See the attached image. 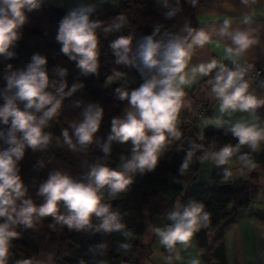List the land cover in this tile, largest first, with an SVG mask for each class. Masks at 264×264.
<instances>
[{
  "label": "trees",
  "instance_id": "obj_1",
  "mask_svg": "<svg viewBox=\"0 0 264 264\" xmlns=\"http://www.w3.org/2000/svg\"><path fill=\"white\" fill-rule=\"evenodd\" d=\"M202 2L203 0H196L195 6H192L189 0H127L115 11L92 10L89 20L99 22L95 29L98 39V68L94 74L82 73L76 66L77 62L61 52L62 45L56 37L60 22L70 13L68 10L52 7L42 0H38V6L31 11L27 7L23 10L25 23L18 29V39L10 48L15 55L12 58L0 56V106L4 103L7 65H12L11 71L26 69L35 54L46 57L45 67L50 79L48 91L61 101L56 115L42 129L50 137L48 144L36 150L26 147L24 158L18 163L19 174L27 189L25 199H31L37 207L43 204L44 197L39 195V188L55 172L66 174L78 182L88 183V173L93 166L104 165L123 171V163L132 156L131 141H112L107 155L103 152L102 145L107 142L111 133L113 118L119 117L128 107L126 100L119 99L116 89L130 92L144 82V77L137 66L116 63L111 42L120 36L131 37L132 52L135 54L139 44L148 35H153L155 40L164 43L174 36L188 37L186 26L192 31L195 29V11ZM174 8H179V11L175 16L167 18V13ZM116 24L121 27L116 29ZM224 66L233 71L241 70L243 75L247 69L236 64ZM61 69L66 70L63 76L60 75ZM218 71L219 67L213 69L204 81L213 85ZM117 72L122 74L119 78H115ZM109 77L113 79L109 80ZM62 83L67 87L64 93H58L57 89ZM73 85L77 86L76 91L67 95ZM18 106L23 109V102L19 101ZM89 106L93 110L97 107L102 109L103 116L94 142L84 147L77 143L73 125L84 120V113ZM199 110H195L190 116H184L183 120L189 122L190 126H177L181 136L178 140L173 138V155L169 160H158L157 166L151 171L131 173L132 183L122 192L111 194L107 186L100 190L102 204L114 203L110 206V211L118 215L119 222L124 226L120 231L105 232L99 227L101 219L95 215L91 226L80 230L69 229L52 216H34L31 227L22 223L11 225L10 230L16 231L17 237L9 242L6 264H18L22 260L33 262L40 252L49 255L52 264H140L138 257L145 249L142 244L143 214L149 198L157 190L168 187L167 179L170 175L186 186L191 185L203 160L225 145L235 147L238 143L224 132L208 131L203 134V140L199 139V119L196 113ZM209 114L210 112L206 117ZM36 115L39 117L42 112ZM9 127L10 123H0V133H3L0 137V150L7 147L5 139ZM65 129L68 130L75 150L65 143ZM192 141L203 147L193 151L188 168L181 175L178 170L186 159ZM245 154L249 159L247 164L264 168V145L261 143L256 151H252L247 145L241 146L228 162H243L240 156ZM254 179L250 175L249 179L235 180L230 170L214 171L207 177V185L181 195L179 208L171 209L168 216L173 211H183L191 202L203 204L204 211L210 214L207 227L200 228L205 236L219 229L238 210L246 208L253 201L257 193ZM175 189L178 194L179 188ZM19 203L18 201L17 207ZM58 214H68L63 202L59 204ZM168 216L166 228L173 223ZM4 221L5 218H0V223ZM125 232H131L132 235L126 237Z\"/></svg>",
  "mask_w": 264,
  "mask_h": 264
},
{
  "label": "clouds",
  "instance_id": "obj_2",
  "mask_svg": "<svg viewBox=\"0 0 264 264\" xmlns=\"http://www.w3.org/2000/svg\"><path fill=\"white\" fill-rule=\"evenodd\" d=\"M189 2L192 6L196 4V0ZM37 6L38 0H0V56L12 58L15 55L10 48L18 39V29L25 23L23 10L27 7L31 11ZM91 11L92 8L89 6L72 10L60 22L56 37L62 45L61 52L76 61V66L84 74H94L98 68V39L95 29L99 22L89 20ZM177 11L179 8L171 9L167 13V18L175 16ZM230 23V20H224L220 35H229L235 45V48L225 49L227 55L239 56L253 40L247 32L229 33ZM120 27V24L115 25L116 29ZM186 30L191 37L190 43L188 37L174 36L164 43L155 40L153 35H148L139 44L135 54L132 52L131 37L120 36L111 42L110 47L116 57V63L140 68L144 82L130 92L116 89L119 99L128 102V110L123 118H113L111 133L107 142L102 145V150L107 155L112 141L120 143L131 141L133 146L131 159L123 163V171L104 165L93 166L88 173V183L78 182L61 172L51 174L39 188V195L44 197V203L39 207L31 199L24 198L27 189L19 174L18 163L24 158L26 147L36 150L48 144L50 137L43 133L42 129L56 115L61 101L48 91L50 79L45 67L46 57L33 55L31 62L23 70L11 71L12 65H7L8 73L4 77L6 80L4 103L0 106V123L4 125L10 123L5 139L7 147L0 150V218H5V221L0 223V264H6L9 242L17 237V232L10 230L11 225L22 223L31 227L34 216H52L69 229L77 230L90 227L93 215L101 219L99 227L105 232L120 231L124 227L119 222L118 215L110 211V206L101 203L100 190L105 186L109 188L111 194L126 190L132 183L131 173L153 170L169 138L180 139L177 120L185 95L183 86L190 84L192 79L185 74L187 61L194 46L202 47L210 40L209 33L203 29L194 35L187 26ZM217 66L218 62L212 60L207 64H200L192 69V72L206 76ZM65 71L61 69L60 75L63 76ZM121 75L117 72L115 78ZM111 79L113 77H109V80ZM65 87L67 85L62 83L57 92L64 93ZM76 87L73 85L67 95L75 92ZM247 90L248 84L243 81L241 70L233 71L222 64L219 65L212 91L219 100L221 114L254 111L258 106L264 105V100L246 94ZM18 101L23 102V109L18 106ZM41 112L42 115L37 117L36 113ZM102 116V109L97 107L93 110L92 106H89L84 113V120L78 125H73L79 145L86 147L94 142ZM225 123L222 118L215 120L217 128L223 127ZM227 131L238 139V143L235 147L225 145L211 153V159L217 165L226 164L241 146L247 145L252 151H256L260 142L264 141V127L256 123L238 121L230 124ZM18 133L20 135H17ZM2 136L3 133H0V137ZM63 136L69 148L75 150L67 129L63 131ZM198 138L203 140V134H199ZM202 147L195 141L191 142L186 159L178 170L181 175L188 168L193 151ZM240 160L249 163L247 154L240 156ZM60 202H63L67 209V215L58 214ZM209 216L210 214L204 211L203 204L191 202L183 211L171 212L168 219L173 223L165 229L157 228L155 232L160 238V243L168 250L175 248L178 243L188 246L194 234L201 227H207ZM124 235L130 237L132 233L125 232ZM123 247L127 248L128 245ZM18 264L32 262L22 260L18 261ZM192 264L198 262L193 261Z\"/></svg>",
  "mask_w": 264,
  "mask_h": 264
},
{
  "label": "crops",
  "instance_id": "obj_3",
  "mask_svg": "<svg viewBox=\"0 0 264 264\" xmlns=\"http://www.w3.org/2000/svg\"><path fill=\"white\" fill-rule=\"evenodd\" d=\"M48 5L63 8L71 12L81 7L89 6L92 10L115 11L127 0H42ZM225 19L230 20L229 33L247 32L253 43L239 56L229 57L227 47L235 48L229 35H220V28ZM195 32L203 29L210 35L208 43L194 46L190 59L187 61L185 74L192 78L191 83L183 86L185 95L179 112L177 126L184 116H190L195 110H209L208 117L197 122V130L201 134L208 131L224 132L236 141L230 131V124L238 121L256 123L264 127V105L254 111H236L221 114L219 100L212 91L213 85L207 84L206 76L192 69L200 64L216 60L219 65L236 64L239 67L264 66V0H203L195 11ZM188 42L191 37L188 36ZM257 99L264 100V77L248 87L247 93ZM19 103V102H18ZM128 107L119 115L123 118ZM222 118L226 123L217 128L215 120ZM264 145V141L260 142ZM167 146L174 147L173 138H169ZM164 157L163 150L159 159ZM241 162V161H239ZM230 170L235 180L249 179L254 176V186L257 193L246 208L238 210L219 229L205 234L200 229L191 239L188 246L177 244L172 250L166 249L156 234L155 229L166 228V218L171 209L180 205L181 195L188 194L190 187L207 185V177L214 171ZM168 187L159 189L148 200V206L143 214L144 234L142 244L145 249L138 261L140 264H264V170L262 166H250L245 163L217 165L211 155L202 161L200 171L193 183L186 186L174 176H168ZM179 188L178 194L176 189ZM32 264H52V258L46 253H38Z\"/></svg>",
  "mask_w": 264,
  "mask_h": 264
},
{
  "label": "built area",
  "instance_id": "obj_4",
  "mask_svg": "<svg viewBox=\"0 0 264 264\" xmlns=\"http://www.w3.org/2000/svg\"><path fill=\"white\" fill-rule=\"evenodd\" d=\"M264 77V66H249L246 69L245 74L243 75V81L247 82L248 87L251 86L252 84H254L255 82H257L258 79ZM210 111H202L199 110L197 111V119H203L204 117H206V115L209 113ZM178 126H190L189 122H187L186 120H182L181 123ZM163 153H164V157L162 159L159 160H169L172 155H173V148L170 146H165L163 149Z\"/></svg>",
  "mask_w": 264,
  "mask_h": 264
},
{
  "label": "rangeland",
  "instance_id": "obj_5",
  "mask_svg": "<svg viewBox=\"0 0 264 264\" xmlns=\"http://www.w3.org/2000/svg\"><path fill=\"white\" fill-rule=\"evenodd\" d=\"M19 102V101H18ZM17 102V103H18ZM229 165L230 164H232V163H234V164H237V163H244V162H239V161H231V162H227ZM246 164V163H245ZM249 165V164H248ZM250 166H252V165H250ZM254 167H256V166H254ZM261 167V166H260ZM262 169L264 170V168L262 167ZM190 191H189V193H192V192H194V191H196L197 190V187H190V189H189ZM146 213V212H145ZM13 240V239H12ZM12 240H10V241H12ZM140 258V257H139Z\"/></svg>",
  "mask_w": 264,
  "mask_h": 264
},
{
  "label": "water",
  "instance_id": "obj_6",
  "mask_svg": "<svg viewBox=\"0 0 264 264\" xmlns=\"http://www.w3.org/2000/svg\"><path fill=\"white\" fill-rule=\"evenodd\" d=\"M114 203H108L107 205L112 206Z\"/></svg>",
  "mask_w": 264,
  "mask_h": 264
}]
</instances>
